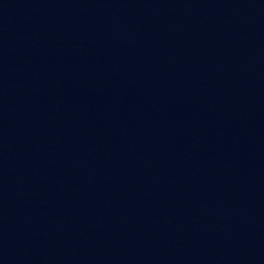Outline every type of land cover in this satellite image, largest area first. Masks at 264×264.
I'll return each mask as SVG.
<instances>
[{
    "label": "water",
    "instance_id": "obj_1",
    "mask_svg": "<svg viewBox=\"0 0 264 264\" xmlns=\"http://www.w3.org/2000/svg\"><path fill=\"white\" fill-rule=\"evenodd\" d=\"M0 264H264V0H0Z\"/></svg>",
    "mask_w": 264,
    "mask_h": 264
}]
</instances>
